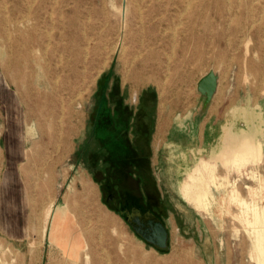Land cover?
I'll return each instance as SVG.
<instances>
[{
    "label": "rangeland",
    "instance_id": "obj_1",
    "mask_svg": "<svg viewBox=\"0 0 264 264\" xmlns=\"http://www.w3.org/2000/svg\"><path fill=\"white\" fill-rule=\"evenodd\" d=\"M123 2L0 0V264H66L62 248L50 243L51 221L43 235L51 205L70 208L59 229L81 243L79 264H254L251 240L235 217L240 209L223 198L236 185L250 202L249 187L264 184V125L260 160L242 172L218 164L231 185L214 189L212 214L188 202L198 214L197 233L174 225L167 252L146 244L106 206L80 148L96 100L110 96L114 84L129 102L151 91L155 127L163 115L162 127L170 128L177 116L197 113V84L213 70L218 89L196 129L216 122L215 134L207 140L205 133L202 148L198 133L176 150L153 142L158 176L169 194L183 196L189 174L221 149L231 124L240 134L246 120L260 113L264 119V0H126L125 21ZM241 107L243 115H234ZM255 200L264 206V193Z\"/></svg>",
    "mask_w": 264,
    "mask_h": 264
},
{
    "label": "flooded vegetation",
    "instance_id": "obj_2",
    "mask_svg": "<svg viewBox=\"0 0 264 264\" xmlns=\"http://www.w3.org/2000/svg\"><path fill=\"white\" fill-rule=\"evenodd\" d=\"M116 88L114 84L110 96L103 92L96 100L95 114L87 122L80 148L81 160L99 186L106 206L132 230L133 225H163L169 232L170 246L174 225L185 235L196 230L194 222L186 219L182 196L174 191L169 194L157 174L161 171L159 162L153 163V142L158 135L156 104L151 91L129 102L127 92L117 95Z\"/></svg>",
    "mask_w": 264,
    "mask_h": 264
},
{
    "label": "bare ground",
    "instance_id": "obj_3",
    "mask_svg": "<svg viewBox=\"0 0 264 264\" xmlns=\"http://www.w3.org/2000/svg\"><path fill=\"white\" fill-rule=\"evenodd\" d=\"M188 4L189 3L187 2V5ZM125 18L126 15L123 16L124 21ZM161 118L162 120L160 124L162 126L167 125V123L164 122L165 116L163 118L162 115ZM259 132V127H257L254 123L250 125V128L247 130V132L244 133L237 134L235 132L227 131L223 137L221 149L212 157L211 160L200 161L189 174L188 181H186V183L182 186L181 193L187 202L193 203L195 205H193L194 207L202 210L203 212L212 214L213 207L219 204L215 196L214 189L219 191L231 185V181L228 176L222 177L218 175V164L223 165L225 168L226 166L230 168H236L238 169L237 171L242 172L252 160L254 162L259 161L262 150L261 143L257 139ZM29 133H31V131ZM254 176L255 173L252 171V177ZM249 192L253 197L250 202L244 199L238 187L233 185L231 190L228 192L227 197L223 198V203L225 205L228 203L229 206L235 204L239 207L240 214L236 215L235 217L238 218V220L242 223L246 233L248 234V237L251 240L252 253L250 259L254 262V264H264V206H260V204H258V202L255 200L259 194L262 195V193H264V184H260L259 190L249 187ZM260 198H263V196H260ZM53 207L54 206L51 205L46 212L43 235H47L49 223L51 221L52 229L50 232V243L56 244L62 248L63 253L65 254L66 264H79V261L82 257L81 243L72 242L69 239V234H67L65 229H61V231L59 229L60 225L66 222L70 208L68 205L57 206L56 209ZM228 212L230 213V208H228ZM86 259H89L88 254L86 255ZM107 261L109 262L108 259ZM89 262L90 261L88 260L87 264H89Z\"/></svg>",
    "mask_w": 264,
    "mask_h": 264
},
{
    "label": "crops",
    "instance_id": "obj_4",
    "mask_svg": "<svg viewBox=\"0 0 264 264\" xmlns=\"http://www.w3.org/2000/svg\"><path fill=\"white\" fill-rule=\"evenodd\" d=\"M143 93H146V91H144ZM138 98L139 97H137V99ZM137 99H132L131 102L132 101L136 102ZM212 103H213V101H212ZM202 106H203V100H202L200 108H198V111H197L196 114L191 116L190 111H188L186 114H181V115L177 116V117H180V118H177L175 122H172V123L170 122V125H171L170 128H168L167 126L163 128L162 125L159 123L158 129H157L158 135H157V138H156V142L160 143L159 147H165V146L166 147H172V148L175 147V150H176V148L178 146L183 148L184 144L186 142H188V139H189L190 135L198 133L199 148H202L204 146V143H205L204 142L205 141L204 140L205 133H206V135H205L206 139L208 140L209 139L208 138L209 137L208 134H215V130H216V124H215L216 122H213L210 125H209V122H208L206 124V127L203 130L202 127H203V124H205V121L200 122L199 131H198V129H196L197 122H199V120L201 118L204 120V117L206 115H208L209 109L211 107V105H210L208 110H207V113L205 115L201 116L200 115V111L202 110ZM243 109H245V108H243V107L236 108V109H233L232 112H233L234 115H236L237 113L242 114L243 112H245V110H243ZM255 117H256V119L254 121L246 120L247 121L246 122L247 128L249 129L250 125H252L254 123L257 127H259L260 130H263V125H264V121L263 120L264 119H263L262 114L260 113L259 116L257 114ZM191 119H193V123H191V121H190ZM250 119H252V118H250ZM226 124L227 123H224L223 125L220 126V130L222 132H224L226 130L225 128L229 127V125H226ZM173 129H175L176 132H179V137H177V139L172 138V134L174 132ZM230 130H231V132H234L233 131L234 130V125H232V124L230 125ZM226 132L227 131H225V133ZM192 146H194V145H192ZM194 148L195 147H193V149ZM181 156H186V155L184 153H182ZM182 198L185 201V203H183V211H184V214L186 216V219H188V217H189L193 221V217L192 216L198 215L196 213L197 211L187 202V200L183 196H182ZM192 209L195 212H193ZM195 228H196L195 230H196V233H197V230H198L197 226H195Z\"/></svg>",
    "mask_w": 264,
    "mask_h": 264
},
{
    "label": "water",
    "instance_id": "obj_5",
    "mask_svg": "<svg viewBox=\"0 0 264 264\" xmlns=\"http://www.w3.org/2000/svg\"><path fill=\"white\" fill-rule=\"evenodd\" d=\"M126 0L123 2V16L125 15ZM219 85V76L213 70L205 74L197 84V92L203 99L202 110L200 115L203 116L207 113L211 105ZM200 116V117H201ZM130 223V220L127 219ZM135 233L148 245L161 252L169 251V232L163 225L154 224L147 227L146 225L137 227L133 225Z\"/></svg>",
    "mask_w": 264,
    "mask_h": 264
}]
</instances>
